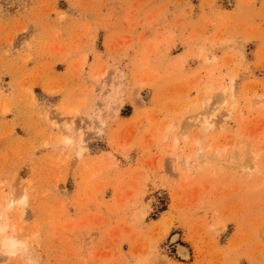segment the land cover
Instances as JSON below:
<instances>
[{"label":"rangeland","instance_id":"374dc122","mask_svg":"<svg viewBox=\"0 0 264 264\" xmlns=\"http://www.w3.org/2000/svg\"><path fill=\"white\" fill-rule=\"evenodd\" d=\"M8 195L0 264H264V0H0Z\"/></svg>","mask_w":264,"mask_h":264},{"label":"bare ground","instance_id":"6f19581e","mask_svg":"<svg viewBox=\"0 0 264 264\" xmlns=\"http://www.w3.org/2000/svg\"><path fill=\"white\" fill-rule=\"evenodd\" d=\"M226 92V91H225ZM225 92H224V94H225ZM229 94V93H228ZM230 98H233V96H234V94H233V91H232V89H231V94H229L228 95ZM224 98H225V96H224ZM224 101V100H223ZM223 103H225V102H223ZM215 111V110H214ZM229 112L230 111H234V104H232V107H230V109L228 110ZM212 112V111H211ZM214 113V112H213ZM213 118V116H215L214 114H213V116L211 115V113H209V114H206V113H202L200 116H202L203 118L201 119V117H200V121H198V127L200 126L201 127V133L202 132H204V133H206L207 132V130L208 129H213V128H215L214 126H216L215 125V122H214V120H216V117H215V119H212L210 116ZM212 119V120H211ZM198 120V119H197ZM219 122V121H218ZM217 122V123H218ZM220 124V123H219ZM218 125V124H217ZM72 126H73V123H72ZM75 126V125H74ZM73 126V127H74ZM214 130V129H213ZM217 130V129H216ZM82 135V134H81ZM185 136H186V134H184ZM184 136V137H185ZM191 138V137H190ZM186 139V138H185ZM184 139V140H185ZM176 140V139H175ZM174 140V141H175ZM83 141V140H82ZM81 141V142H82ZM70 143H72V141H69ZM177 142L172 146V148H171V152H172V154H174L175 153V151H176V148H177ZM199 145V144H198ZM212 145V144H211ZM223 148H220L219 147V149H216V153H217V155H220V153L222 154L224 151H226L227 150V148H226V145H225V147L224 146H222ZM200 149V148H199ZM200 151V150H199ZM237 155H239L238 153H237ZM202 156V155H201ZM201 156H200V158H201ZM230 157V156H229ZM198 160H200L199 159V157L197 158ZM191 161V159L189 160V157H187V158H185L184 159V165H185V167L186 168H188L189 169V166L192 164V162H190ZM222 161V160H221ZM237 160H235V162H236ZM223 162V161H222ZM227 162H230V164H233V163H235L234 162V153H232L231 154V157L229 158V161L227 160ZM238 162V161H237ZM183 165V166H184ZM246 168V167H245ZM247 169V168H246ZM250 170V169H249ZM26 192V191H25ZM28 196L29 195H27L26 193H22L21 194V196H20V199H19V203H20V205L21 206H24V205H26L27 204V201H28ZM17 203V200H15V198H13V196H11V195H8V197H7V199H6V204H5V206H4V212H1L0 213V218H3V220H6V218L4 217V213L6 212V211H8V209H11L12 207H14V205ZM13 229H11V231H9V227L8 226H6L5 224H3L2 222H1V220H0V236H1V240H0V250L4 253V254H6L7 256H10V257H12V256H15V255H17L19 252H24V250H25V244H24V242L23 241H21L20 239H19V237H18V234L15 232V229H16V227L15 226H13L12 227ZM179 248V247H178ZM178 253H179V256H180V258H182L183 260H188L189 258H190V250L187 248V247H184V246H182V247H180L179 248V250H178Z\"/></svg>","mask_w":264,"mask_h":264}]
</instances>
